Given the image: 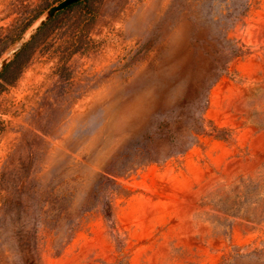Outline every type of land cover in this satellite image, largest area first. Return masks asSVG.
<instances>
[{"label": "rangeland", "instance_id": "rangeland-1", "mask_svg": "<svg viewBox=\"0 0 264 264\" xmlns=\"http://www.w3.org/2000/svg\"><path fill=\"white\" fill-rule=\"evenodd\" d=\"M59 1L0 0V264H264V0Z\"/></svg>", "mask_w": 264, "mask_h": 264}, {"label": "water", "instance_id": "water-1", "mask_svg": "<svg viewBox=\"0 0 264 264\" xmlns=\"http://www.w3.org/2000/svg\"><path fill=\"white\" fill-rule=\"evenodd\" d=\"M81 0H60L57 4L51 6L48 8L45 13L42 15V17L38 20L37 24L33 28V32L37 31L43 24L49 20L51 17H53L57 12L61 11L62 9H65L69 5L76 3ZM33 34V33H32ZM31 34V35H32ZM26 41L22 40V44H24ZM15 53V52H13ZM7 64V58L0 61V68H4ZM29 264H33L32 261H29Z\"/></svg>", "mask_w": 264, "mask_h": 264}, {"label": "trees", "instance_id": "trees-1", "mask_svg": "<svg viewBox=\"0 0 264 264\" xmlns=\"http://www.w3.org/2000/svg\"><path fill=\"white\" fill-rule=\"evenodd\" d=\"M77 3V2H76ZM73 4H75V3H73ZM73 4H71V5H73ZM71 5H69L68 7H70ZM202 109H204V108H202Z\"/></svg>", "mask_w": 264, "mask_h": 264}]
</instances>
